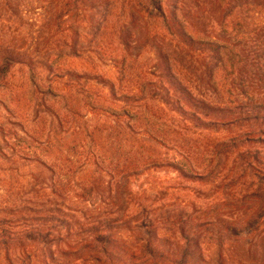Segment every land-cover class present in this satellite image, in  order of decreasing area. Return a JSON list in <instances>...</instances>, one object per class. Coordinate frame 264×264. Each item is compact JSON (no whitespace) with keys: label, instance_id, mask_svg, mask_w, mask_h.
I'll return each instance as SVG.
<instances>
[{"label":"trees","instance_id":"16d2710c","mask_svg":"<svg viewBox=\"0 0 264 264\" xmlns=\"http://www.w3.org/2000/svg\"><path fill=\"white\" fill-rule=\"evenodd\" d=\"M57 1L59 12L45 23L54 40L45 67L31 54L0 47V108L8 116L0 115V132L14 140L18 163L48 177L33 176L26 192L18 174L7 184L4 250L20 241L27 264H264V0H201L218 16L210 33L189 11L199 0ZM131 27L159 41L161 78L151 72L152 58L127 49ZM98 63L111 65L116 80ZM26 71V80H16ZM85 77L103 87L84 84ZM87 114L110 118V125L83 128ZM155 169L220 183L216 195H227L236 212L199 220V211L185 207L154 219L138 204L105 223L91 221L87 201L90 223L76 226L73 191L81 173L91 194L106 184L95 179L99 173L128 184ZM125 224L130 239L113 237L114 226ZM203 229L210 239L189 233ZM85 230L94 239H68Z\"/></svg>","mask_w":264,"mask_h":264},{"label":"rangeland","instance_id":"374dc122","mask_svg":"<svg viewBox=\"0 0 264 264\" xmlns=\"http://www.w3.org/2000/svg\"><path fill=\"white\" fill-rule=\"evenodd\" d=\"M202 2L204 1H191V3H189V11L192 13L193 19H196V24L203 30L209 33L214 32L211 30L215 29L214 27L217 25L218 16L217 14L213 15L208 7L202 6ZM58 12L59 3L57 0H11V4L6 3L4 0H0V47H14L22 52L31 54L36 64L40 67H45V65H47V56L54 52L52 46L54 40L51 39L45 23H49ZM131 29L133 30L134 36L129 42L127 41V49H129L134 56H143V58L146 59L152 58L153 68L151 72L157 74L158 77L161 78L163 76V70L159 62V41L151 38L143 29L137 27H131ZM76 65L79 67L80 64L77 63ZM98 66L100 67V73L105 75L106 78L113 81L116 80V72L111 65L101 67V64L98 63ZM77 69L85 73L93 72L91 68H89L90 72L81 68ZM36 71L40 72V70ZM28 74L27 71L26 74H17L16 80H26ZM35 76H37L36 73ZM87 78L89 77L83 78L84 84L99 88L103 87L100 83L90 81ZM157 95H159V93H157ZM159 97L162 96L160 95ZM40 110H42V108ZM30 112L31 115H33L34 104H32ZM0 115L2 117H8L2 108H0ZM42 117L45 116L42 115ZM63 119V122L67 124V118ZM83 123L86 125H83ZM106 123L110 125V118L88 114L80 121L81 127H86L89 130L95 127H102L104 124L106 125ZM42 126L48 129L49 122L44 123ZM66 126L68 127V124ZM14 132L16 134L19 133L18 129L15 128ZM9 139L11 138L9 137ZM71 139V133L67 134L65 140L70 141ZM10 142H8L3 133L0 132V219L5 209L3 199L6 195V186L7 184H15V174L21 177L25 192L31 189L33 176L40 180L44 179L45 182L48 179V177L45 176L46 172H40L35 166L18 163L17 156H15L12 148V142H15L12 139ZM93 145L94 144L89 143L88 147H93ZM83 174L84 173H81L77 178L76 186L73 191V204H75V207H79L76 210L81 212L78 216L79 220H77L76 226L82 228L87 227V224L90 223V219H88L90 213L86 215L87 208L85 203L87 201H90L91 206H89V209L93 211L92 215L94 217L91 221L99 222L98 219H96V217H99L100 222L105 223H110L112 217H119L123 212L126 214H133L134 207L132 206L135 205V207L138 208V204L141 206L140 209H142V213L146 212L149 215L153 213L154 219L158 217V215L164 214L166 211H178L185 207L188 208L187 210L191 215L193 210L199 211L197 215V219L199 220L204 219L203 217L205 215L222 213V210L232 211L233 213L237 210L235 204L227 202V195L223 192L216 195L221 185L220 183H215L213 181L188 182L182 179L174 170H151L141 176L132 178L128 184H126V182H120V179L113 181L112 178L99 173L95 176V179H104L106 184L104 188L101 187L91 194H85L84 192V189H86L85 186L87 185L86 182L90 179L87 174L88 177ZM117 182L119 186H117ZM36 184H34V186H36ZM222 187L223 186H221V188ZM24 196L25 195L21 197V200L26 202L27 198H24ZM110 196L112 199H110ZM126 200L127 202L129 201L130 206L127 205ZM6 207L9 206L6 205ZM191 222L190 220L189 223ZM114 227L113 237L116 239H130L131 234L128 230L130 229L129 224ZM175 232L177 231L175 230ZM197 232L198 233L192 230L189 231L192 237L194 235L198 237L200 234L203 236L202 239H210V233L206 229ZM143 234L148 236L145 232H143ZM93 235L92 232H86L85 230L79 235L72 233L68 239H79V241L94 239ZM176 237L179 238V235L177 234ZM21 240L28 243V239ZM3 241V239H0V264H27V261H25L26 257L23 258L18 254V242L20 241L13 240L10 242L11 251H9V253H7L1 245ZM32 254L36 255V253L33 252ZM38 255L41 256L40 254ZM68 262L73 261L70 260ZM50 264L54 263L50 262Z\"/></svg>","mask_w":264,"mask_h":264}]
</instances>
